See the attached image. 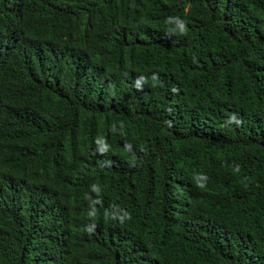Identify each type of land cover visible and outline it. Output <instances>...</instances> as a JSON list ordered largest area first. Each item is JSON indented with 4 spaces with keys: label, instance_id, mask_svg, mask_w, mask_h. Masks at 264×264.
Wrapping results in <instances>:
<instances>
[{
    "label": "trees",
    "instance_id": "obj_1",
    "mask_svg": "<svg viewBox=\"0 0 264 264\" xmlns=\"http://www.w3.org/2000/svg\"><path fill=\"white\" fill-rule=\"evenodd\" d=\"M0 264H264V0H0Z\"/></svg>",
    "mask_w": 264,
    "mask_h": 264
}]
</instances>
